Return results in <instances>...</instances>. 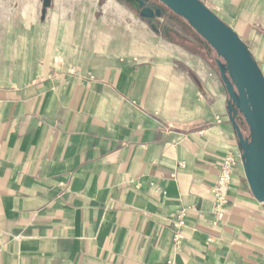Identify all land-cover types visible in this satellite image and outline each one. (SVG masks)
<instances>
[{"label":"crops","instance_id":"obj_1","mask_svg":"<svg viewBox=\"0 0 264 264\" xmlns=\"http://www.w3.org/2000/svg\"><path fill=\"white\" fill-rule=\"evenodd\" d=\"M1 1L0 264H264L213 49L167 13L154 32L137 0H52L44 19L42 0ZM200 1L264 74V0Z\"/></svg>","mask_w":264,"mask_h":264},{"label":"water","instance_id":"obj_2","mask_svg":"<svg viewBox=\"0 0 264 264\" xmlns=\"http://www.w3.org/2000/svg\"><path fill=\"white\" fill-rule=\"evenodd\" d=\"M140 17L159 33L168 11L182 18L216 55L229 96L228 113L242 153L246 180L264 203V74L240 36L200 0H137ZM52 0H43L42 18ZM243 124L248 134L243 131Z\"/></svg>","mask_w":264,"mask_h":264},{"label":"built area","instance_id":"obj_3","mask_svg":"<svg viewBox=\"0 0 264 264\" xmlns=\"http://www.w3.org/2000/svg\"><path fill=\"white\" fill-rule=\"evenodd\" d=\"M159 22L162 21V19L158 20ZM238 159L237 157L229 153L222 162V167L220 171V175L217 181V184L215 185L213 189V194L215 197V214L218 217L223 216V210L224 207L228 203V193H229V188L233 180V171L238 165ZM185 211L181 210L179 211L177 218H176V228L177 232L175 234V247L179 251L181 250V247L183 245V235L181 233V229L185 226ZM169 264H172L171 262Z\"/></svg>","mask_w":264,"mask_h":264},{"label":"rangeland","instance_id":"obj_4","mask_svg":"<svg viewBox=\"0 0 264 264\" xmlns=\"http://www.w3.org/2000/svg\"><path fill=\"white\" fill-rule=\"evenodd\" d=\"M117 1V0H116ZM2 1L0 0V3H1ZM101 3H102V0H101ZM42 4H43V0H42ZM117 4H118V1H117ZM50 9V8H49ZM48 9V10H49ZM47 10V11H48ZM167 14L168 15H172L175 19H177V21H179L181 24H183V26L189 31V32H192L194 35H197L189 26H188V24L182 19V18H180V17H178V16H176L175 14H173L172 12H170V11H168L167 12ZM40 18H42V17H40ZM139 18L140 19H142L141 17H140V15H139ZM43 19V18H42ZM135 21H137L138 22V20H132V19H129V21H126V22H128L129 23V25H130V29L131 30H133V31H135L138 35H139V37H141L142 39H146L147 38V31L145 30V29H143L141 26H139L138 24H136L135 23ZM121 19H120V21H119V23H116V21H115V25H117L119 28H121ZM120 30V29H119ZM152 30V29H151ZM146 31V32H145ZM214 51V50H213ZM215 52V51H214ZM243 131L246 133V134H248V128H247V126L245 125V124H243Z\"/></svg>","mask_w":264,"mask_h":264},{"label":"trees","instance_id":"obj_5","mask_svg":"<svg viewBox=\"0 0 264 264\" xmlns=\"http://www.w3.org/2000/svg\"><path fill=\"white\" fill-rule=\"evenodd\" d=\"M212 49V48H211Z\"/></svg>","mask_w":264,"mask_h":264}]
</instances>
